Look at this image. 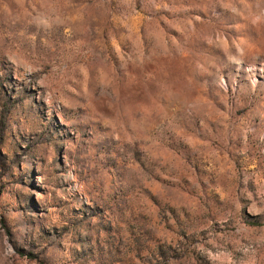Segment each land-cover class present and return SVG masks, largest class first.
<instances>
[{
  "label": "rangeland",
  "instance_id": "rangeland-1",
  "mask_svg": "<svg viewBox=\"0 0 264 264\" xmlns=\"http://www.w3.org/2000/svg\"><path fill=\"white\" fill-rule=\"evenodd\" d=\"M0 264H264V0H0Z\"/></svg>",
  "mask_w": 264,
  "mask_h": 264
}]
</instances>
